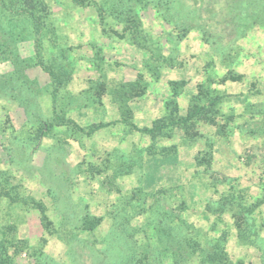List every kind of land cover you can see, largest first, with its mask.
I'll use <instances>...</instances> for the list:
<instances>
[{
	"label": "rangeland",
	"instance_id": "rangeland-1",
	"mask_svg": "<svg viewBox=\"0 0 264 264\" xmlns=\"http://www.w3.org/2000/svg\"><path fill=\"white\" fill-rule=\"evenodd\" d=\"M43 1L37 29L10 12L20 59L0 56V242L14 262L204 264L192 244L220 239L236 264H264V0ZM137 80L129 112L119 85ZM215 95L191 139L168 120L158 141L143 129Z\"/></svg>",
	"mask_w": 264,
	"mask_h": 264
},
{
	"label": "trees",
	"instance_id": "trees-1",
	"mask_svg": "<svg viewBox=\"0 0 264 264\" xmlns=\"http://www.w3.org/2000/svg\"><path fill=\"white\" fill-rule=\"evenodd\" d=\"M39 1L40 4H44L43 0H39ZM37 6L39 5L36 4V0H0V56H2L3 59H8L9 57H11V55H13L14 61H18L20 59L18 51L16 50V46L15 44L12 43L24 37L19 26H17V24H13V22H15V18L10 15V12L11 13L17 12L19 16H25V17L29 16L33 28L37 29L40 25V17L37 14L39 10H36ZM32 60L34 59L27 58V59H23L22 61L25 64L30 65L31 62L29 61ZM242 78H243V74L230 75V76L226 75L223 78V80L230 79L234 81L235 80L239 81ZM99 86L101 87V89H104L103 82H100ZM119 87L122 95L121 97L124 99V101L121 103L122 106L121 108H125L129 112H131V109L129 108L126 100L133 99L132 98L133 96H141L142 93L145 92L146 87L142 86L139 80L131 84L129 83V88H125L123 84H120ZM139 87H141V93L138 92L137 90L139 89ZM201 94L203 95V97H206L207 95L206 92L205 93L202 92ZM200 100L203 101L202 98H200ZM221 103H222L221 95H215V97H212L208 101L207 107H204L199 102L193 100L192 104L187 110L186 115L185 116L182 115L179 117V107L178 104L174 102L167 117L158 118L153 122L152 127L145 126L143 129L150 134L153 141H158V138H161L165 135L166 132H163V130L167 127L169 122L172 124L177 123L182 126L180 127L183 128L186 138L191 139L192 137V135L190 134L191 131L190 128H187V126L189 127V124L190 125L197 124V121L201 122L207 119L206 117H208L207 116L208 111L210 112L212 109H214L215 111H219V108H217V106ZM213 114L216 115L217 113L214 112ZM226 118H227L226 119L227 123L229 124L233 119V114H227ZM210 123L211 125H215L216 121L214 120V117H210ZM223 127H225V125H223ZM51 131H52V125L49 123H43L38 128V132H40V134L44 136L48 135ZM167 150H171V149L165 147L161 148L160 155L168 156L170 152ZM182 202L184 203L185 200L183 199ZM251 220L248 221L251 222ZM101 221H102L101 217L89 218L85 221V226L83 227V229L93 230L97 225L101 223ZM253 225L255 224L253 223ZM219 240L209 239L203 242H200L199 240L197 241L195 240V245L197 246L192 244V246H194L195 249L188 255V258H192L193 253L195 254L194 251L198 250L200 252V256L197 255L196 257L199 258L200 263L202 262L204 264H236L226 254V252L222 250V246ZM0 246L2 247L1 250L2 252L0 253V264H16L14 262L13 256L9 253L8 245H5L4 243L0 242ZM181 252H178L179 254L176 253L177 262L180 261V256L182 255Z\"/></svg>",
	"mask_w": 264,
	"mask_h": 264
}]
</instances>
